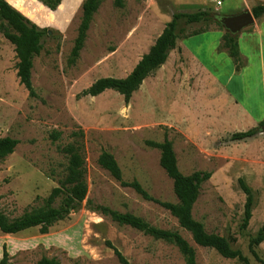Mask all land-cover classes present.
Wrapping results in <instances>:
<instances>
[{
  "label": "rangeland",
  "instance_id": "obj_1",
  "mask_svg": "<svg viewBox=\"0 0 264 264\" xmlns=\"http://www.w3.org/2000/svg\"><path fill=\"white\" fill-rule=\"evenodd\" d=\"M7 1L53 33L34 58L37 98H30L20 84L14 45L0 33V136L19 140L14 153L0 161V208L14 219L43 206L66 174L68 159L61 149L74 141L72 132L81 129L88 192L80 207L46 235L40 234L39 227L15 235L0 232V253L6 244L11 264H37L43 256L55 257L59 264H120L106 244L111 241L130 264H186L176 245L117 225L89 210L91 200L137 215L157 228L177 231L196 250L198 264H244L198 245L169 210L121 185L98 163L103 151L112 153L125 181L137 180L153 198L176 203L173 180L160 165L161 150L147 144L163 142L167 136L183 174L212 172L201 187L194 218L208 233L226 237L250 264H261L249 243L264 223V132H260L264 121L257 125L255 136L233 141L234 133L253 125L239 110V100L206 75L197 74L194 66L182 67L174 54L164 69L144 81L128 104L111 89L96 97L78 96L100 78H124L133 70L161 31L158 10L172 17L174 11L208 9L223 17L237 3L223 0L217 8L206 0H191L187 5H175L174 0H125L119 8L114 0H104L79 59L70 65L84 0H62L56 11L46 9L39 0ZM203 28L218 27L211 20L191 25L182 20L178 29L179 35L188 36ZM54 132L60 133L59 139L53 140ZM239 179L251 188L254 199L246 230L241 224L247 196ZM257 252L264 261V242Z\"/></svg>",
  "mask_w": 264,
  "mask_h": 264
},
{
  "label": "trees",
  "instance_id": "obj_2",
  "mask_svg": "<svg viewBox=\"0 0 264 264\" xmlns=\"http://www.w3.org/2000/svg\"><path fill=\"white\" fill-rule=\"evenodd\" d=\"M41 4L50 11H56L62 4V0H39ZM104 0H84L82 3V16L78 28V35L75 39L68 63L74 65L80 57L87 39L88 30L94 15L99 10ZM116 7L122 8L125 0H114ZM254 18L264 16V4H259L251 9ZM184 24H198L204 20L213 21L220 29L225 27L221 22L219 14H212L208 9H200L196 12L174 11L172 19L168 22L162 33L158 36L155 43L150 47L148 53L144 54L133 70L124 78L103 77L96 80L87 89L83 90L78 96L96 97L106 90H114L124 97L128 104L133 94L140 89L144 81L153 76L167 61L169 52L177 47L179 37L180 21ZM208 29H200L192 32L188 36H195ZM0 33L12 45L18 58L17 76L21 85L28 91L30 98H37L38 94L32 81V70L34 58L44 49L46 37H50L53 30L50 28L39 27L22 12L12 6L7 0H0ZM221 49L227 51L233 59L237 71H240L244 64L242 61L238 36L226 30L223 35ZM263 123V122H262ZM257 128H252L244 132H236L232 135L233 141H241L255 136ZM71 136L74 138L72 143L63 146L61 151L68 159L66 174L58 181L50 195L45 199L43 206L26 211L23 215L11 219L0 208V232L4 235H15L25 230L39 227L40 234L46 235L50 228L58 221L63 220L76 211L86 198L88 192L87 167L84 156V132L83 130L73 131ZM53 140L60 138V133L54 132L51 136ZM19 140L13 137L0 136V161L14 153ZM151 147L161 150L160 165L167 175L173 180V190L177 197V202L160 201L153 198L137 180L127 182L123 179L122 169L115 156L103 151L99 158V165L107 170L121 185L133 188L141 197L159 203L169 210L178 219L181 227L189 231L194 241L203 247L215 249L221 256L228 259H239L244 264H250L248 258L241 250L235 249L230 241L219 234L208 233L203 223L197 221L193 216V208L198 200L203 183L212 177L210 171H196L190 175L183 174L178 166L176 152L173 142L166 136L163 142L148 141ZM239 184L246 194L244 217L241 228L246 230L252 218V208L254 204L251 188L243 179H239ZM88 209L110 218L119 226H129L139 230L155 239L167 241L176 245L184 256L186 264H198L196 250L189 242L177 231L157 228L150 225L143 218L129 212H120L106 205H95L88 200ZM264 242V223L258 230L256 236L250 239V250L253 255L264 264L260 258L257 248ZM107 246L114 250L120 264H130L124 254L111 242H106ZM0 264H11L10 253L7 245H3V254ZM37 264H59L55 257H41ZM74 264H81L80 261Z\"/></svg>",
  "mask_w": 264,
  "mask_h": 264
},
{
  "label": "crops",
  "instance_id": "obj_3",
  "mask_svg": "<svg viewBox=\"0 0 264 264\" xmlns=\"http://www.w3.org/2000/svg\"><path fill=\"white\" fill-rule=\"evenodd\" d=\"M190 1L174 0V3L175 5H187ZM232 1L236 2L237 5L235 4V8L232 9L233 11H229L230 13L227 16L240 14L241 10L246 8H250L248 10L251 11L254 6L264 4V0ZM158 13L162 21L158 26L161 29L159 36L165 24L170 22L172 17L161 10H158ZM224 34L225 31L218 27L195 36L179 35L177 47L169 52L166 63L157 71L164 69L174 54L176 61L178 59L182 67L186 63L189 66H194V71L197 74L206 75L207 78L215 81V84H219L221 89L225 90L229 96L238 99L239 110L241 109L245 117L252 120L251 129L252 127L256 128L259 123L264 121V16L255 18L253 25L237 34L244 64L240 71L236 70L235 63L227 51L220 48ZM149 50L150 47L145 54ZM1 258L2 254L0 253V260Z\"/></svg>",
  "mask_w": 264,
  "mask_h": 264
},
{
  "label": "water",
  "instance_id": "obj_4",
  "mask_svg": "<svg viewBox=\"0 0 264 264\" xmlns=\"http://www.w3.org/2000/svg\"><path fill=\"white\" fill-rule=\"evenodd\" d=\"M221 22L231 34L235 35L253 25L255 18L250 10H246L237 15L223 16L221 17ZM260 132H264V126Z\"/></svg>",
  "mask_w": 264,
  "mask_h": 264
},
{
  "label": "built area",
  "instance_id": "obj_5",
  "mask_svg": "<svg viewBox=\"0 0 264 264\" xmlns=\"http://www.w3.org/2000/svg\"><path fill=\"white\" fill-rule=\"evenodd\" d=\"M208 1L213 2L217 8H219L223 4V0H208Z\"/></svg>",
  "mask_w": 264,
  "mask_h": 264
}]
</instances>
